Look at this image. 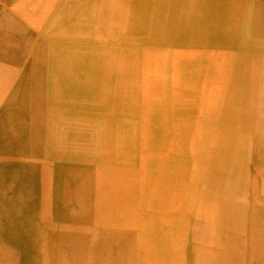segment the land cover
Wrapping results in <instances>:
<instances>
[{"label":"rangeland","instance_id":"obj_1","mask_svg":"<svg viewBox=\"0 0 264 264\" xmlns=\"http://www.w3.org/2000/svg\"><path fill=\"white\" fill-rule=\"evenodd\" d=\"M139 1L0 0V209L6 215V219L1 222L2 225L0 224V264H60V262L63 264L62 258L59 263L56 262L58 255L48 258L49 249L55 251V247H60L65 242H69L74 253L78 249L81 230L77 228V224L81 225L85 222L88 210L86 205H83L80 210L79 206L76 207L73 204L71 178L62 177L60 173L73 174L78 164L84 171L88 164L93 168L100 167L102 164L98 159L95 160L93 155L88 156L89 149L93 148L86 137L90 129L88 107L91 108V100L93 101L102 92L105 95L104 99H107L114 90L118 92L120 85L127 86L129 90L127 89L125 93L130 96L128 100L136 103L137 106L132 117L141 119L148 126L157 125V119L160 118L157 117L154 120L148 110L149 107L140 108L148 101L147 89L143 88V97L141 90L137 88L143 83L144 76L140 73V69H143L145 51L150 50L152 46L155 50L162 43L166 32H155L153 43L151 42L143 49L139 48L138 41L143 36L141 20L138 21L137 17L126 15L141 11L138 9ZM244 8L211 7L210 11L206 12L207 16L218 18L219 24L209 25L210 27L202 26L203 37L206 34L214 35L213 32L216 30L218 33L215 34L219 37L216 40H208L209 43H206L199 54L195 51L190 53L191 58L198 55V60L195 59L193 64L188 65L195 67L196 72L188 75L183 84L184 89H188L190 94L189 103L185 104L187 112L198 100L202 86L209 84L214 87V80L219 79L218 73H214L215 70L212 69L206 70L205 65L216 62L219 68L225 71L224 68H231L235 62L230 60V40L239 13ZM174 12L173 10L172 15ZM206 15L203 16L205 23ZM176 16L177 12L174 18L178 19ZM174 23L176 22L172 17L171 30ZM118 24L124 25V32H130L132 43L125 45L121 42V48L116 47V53L119 52V55L123 52L128 54L126 59L116 56L110 61L101 55L99 49L94 47L96 45L94 39L89 37L92 34H99L102 36L100 40L105 38V40L116 42L117 38L122 39L118 35V30H113L114 34L112 33V29ZM104 25L112 26L110 30L112 34L104 36ZM186 35L188 37L189 34L186 33ZM190 39L181 45H188L189 48L196 46L197 43ZM83 45L93 49V51L89 50V53L93 54L92 57L82 51ZM238 45L235 46L238 47ZM134 52L136 57L130 58L133 55L131 53ZM170 63L174 64V61L170 60ZM239 65H243V62ZM99 66L105 72L115 69V78L121 82H105L103 87V83L94 79ZM63 67L68 69L66 74L72 86H70L71 90H65L67 102H62V107L66 110L71 105L73 111L69 123H65L63 115L59 116L60 114L55 113L57 123L64 122L60 127L65 130L61 141L63 143L66 140L65 146L68 149L71 148L67 154L69 158L66 159L70 164L59 169L54 165L59 154L64 152L61 148L62 143H58L57 149L44 144V140L50 134L44 123L49 116L53 117L52 113H47L51 110V106L47 108V111H42L43 114L39 117L38 115L33 117L29 111L36 109L43 101L52 103L53 94L58 90L57 79L52 75L56 74L57 69ZM180 67L187 66L183 64ZM28 70H31V73ZM135 70L137 76L133 78L135 79L133 83L127 75ZM41 74L43 76L42 85L39 87L41 89L36 90L34 88L40 84ZM162 75L165 81H169L167 77L170 75L177 78L175 73L173 75L162 72ZM57 78L59 81L62 76ZM132 83L133 85L130 86ZM30 84L34 86L33 89L30 88ZM177 88L179 89L176 85L173 89V97ZM137 95L141 99L140 104L137 102ZM25 96H31L27 101L28 104L22 101V97ZM60 97L63 98L62 93ZM122 98L126 97L121 91L120 101ZM174 103L175 100L172 101V107ZM112 109L118 110L115 103ZM122 110L125 113L126 107ZM188 114L181 119L184 125ZM17 119L22 121L20 125ZM91 119L93 122H99V128L106 125L104 116L100 117L99 113L94 112ZM132 123L135 121L127 122V124ZM106 130L101 132L100 141L109 139L110 133L107 127ZM146 136L149 139L150 134ZM163 136L162 132V140L158 137L155 143L153 137L150 138L151 142L146 139L148 144L137 151L139 170L136 178L141 182L140 186L137 185L141 188L144 182L159 181L161 177L164 183L167 180L170 182V176H161V171L168 170L170 175L172 172L177 175V172L183 171L182 178L179 173L177 180H171L178 189L177 194H183L184 198L191 200L187 207L190 214L186 219L183 217L185 215L178 210L173 219L171 217L172 229L169 232L172 231V234L167 235L166 231L163 235L164 238L167 235V240L173 242L176 258L181 264H264V178L262 177L264 172L262 173L260 169L252 182L245 181L243 167V159H246L243 149L245 141H238V147H236L237 140L227 143L223 141L220 165L217 164V184L227 185L226 180L239 178V204L235 205L225 200V197L214 198L216 194L211 191L215 184L214 180L207 181L206 175L201 170H198V173L192 171L191 168L194 165L191 166L188 148L185 147L186 141L183 147L167 146ZM27 142L29 144L27 148L31 149V151L28 149V154L32 160L24 152L25 149L22 151L23 143ZM41 143L42 146L38 149ZM110 147H113L112 143ZM76 148L79 151L78 157L82 154L83 158L85 157L84 160H77V157L73 156ZM110 149L106 148L105 151L108 153ZM22 156L29 160L26 167L22 165ZM237 156H239L238 160ZM46 165H51L52 168L47 170ZM14 169L23 173L21 179L17 178L18 174ZM169 182L163 184L161 191L163 195L164 192L166 193L165 186H169ZM186 183L191 184V187L188 188ZM185 186L188 189V191L185 189L186 194L183 193ZM163 200L166 201V199ZM19 206H22L23 211L26 208L30 209L28 216L18 214ZM179 208L181 209V205ZM194 231L197 233L193 235ZM199 231L201 234L198 233ZM64 253L66 254V250H63L60 255ZM68 255L71 254L68 252Z\"/></svg>","mask_w":264,"mask_h":264},{"label":"bare ground","instance_id":"obj_2","mask_svg":"<svg viewBox=\"0 0 264 264\" xmlns=\"http://www.w3.org/2000/svg\"><path fill=\"white\" fill-rule=\"evenodd\" d=\"M184 1L185 4L183 5ZM211 7H231V0H140L138 9H141V11L137 14H126L129 17H137L138 21L141 20L140 27L142 28L143 36L140 40L138 39L140 49L145 48L151 42L153 43L156 33L166 32L165 36H163L162 43L155 50H153V46L151 45V49L145 51L143 69H140V73L144 76L142 79L143 83L142 86L137 88V90H141L140 93L143 97V88L147 89L146 97L148 101L145 105H141L140 108H143V106H145V108L146 106L147 108L149 107L148 110L150 111L151 117L154 118V120L157 117L160 119H157V125L153 127L146 125L141 119H134L132 114H135L134 111L137 106L136 103L128 100L130 96L125 93L128 89L127 86L120 85L118 92L114 90L107 99H104L105 95L102 92L98 94L93 101L91 100V108L88 107L90 129L86 137L89 144L93 145V148L89 149L88 156L91 157L93 155L94 159H98L99 163L102 164L97 168H93L88 164L85 166V171L83 167L78 164L73 174L60 173L62 177L71 178L73 189L71 199L73 204L76 207L79 206L80 210L83 205H86L88 211L86 213L85 222L81 223V225H79V223L77 224V228L81 230V237L78 240V249L76 252L74 253L72 251L69 242H65L60 247H55V251L49 249L48 258L58 255V257H56V262L59 263L61 260L60 258H62L63 264H113V262L115 264H181L174 254V244L172 241L167 240V235L172 234V231L169 232V230L172 229V225H170L171 217L173 219L178 210L185 214L186 200H184L183 194H177L178 189L171 180H177L179 173L182 178L184 173L183 171H179L177 175H175L174 172L170 175L168 170L167 172L161 171V176H170V182L168 180L165 182L166 184L169 182V186H165L166 193L164 192V195L161 192L164 186L163 184H165L162 177L159 181L144 182V186L138 188L137 185L140 186L141 182L136 178V173L139 170V157L137 151L145 147L148 144V140L151 142L150 138L152 139V137L154 143L158 137L162 140V132L168 144L167 146L176 145L178 147L180 145L183 147L186 128L181 119L188 114L185 110V104L189 103L188 99L190 97L189 90H185L183 84L188 75L190 76L192 73L196 72L195 67L192 68V66L188 65L193 64L195 59L198 60V55L192 58L189 56L193 51L199 54L200 51L205 48L204 46L206 43H209L208 40H216L217 37H219V35L215 34L218 33L217 30L213 32L214 35L206 34V36L203 37L202 26L208 27L209 25L216 26L217 23L219 24L218 18L206 15V12H209ZM173 10L175 11L174 15H172ZM176 12V17L178 19L174 18ZM107 14L111 16L109 12H107ZM204 15H206V23L203 21ZM172 17L176 23L172 24L171 30ZM232 17L233 16H231V20H233ZM121 27L122 29H120ZM103 28L104 36H108L112 33L114 34L113 30H118V35L122 39L117 38L116 42L113 40H105V38H101L100 40L99 38L101 35L92 34L89 39H94L96 44L94 47L99 49L101 55H104V57H107L110 61L116 56L117 58L122 57L126 59L128 54L123 52L119 55L120 53L118 51V53H116V47L120 49L121 42L125 45L132 43L130 32H124V25L120 24L112 29V33L110 32L112 26L104 25ZM194 29L196 30L194 31ZM186 33L190 36L188 35L187 37ZM189 39L196 42V46L189 48L188 45H181V43L184 44V42L189 41ZM83 46L82 51L85 53L87 52L88 54L86 55L92 57L93 54L92 52L89 53V50L93 51V49H89L86 45ZM131 54L133 55L130 56V58L136 57V52ZM140 54L143 56V52ZM170 60L174 61V64L170 63ZM183 64L187 67H180ZM33 67L35 66L33 65ZM250 67L245 77V82L248 86L261 76L256 62H252V66ZM205 68H207L206 70H215L214 73H218L219 75L220 68L216 62L205 65ZM201 69H203V67ZM67 70L68 69L65 67L59 68L56 70V74L52 75L57 79L56 88L58 89L53 94L52 103L43 101L41 105L38 104L36 109L29 111V114L33 117L36 115L39 117L43 114L42 111H47V108L51 106V110L47 111V113H52L53 117L49 116L44 123L47 125L50 134L44 140V144L55 147L56 149L58 143H62L61 139H63L65 130L60 129L64 122H62V124L57 123L55 113L60 114L59 116L63 115L65 123H69L72 119V106L69 105L66 110L64 109L65 107H62V102H67L66 96L64 95L65 90L70 89V86H72L67 76L68 74H66V72H68ZM115 71V69H110V71L105 72L102 71L99 66L94 79L99 80V83H103V87H105V82H121V80L115 78ZM162 72L173 75L175 73L177 78L170 75L167 77L169 81H165ZM197 72H199V70ZM221 73H223V75H219V79L216 78L214 80V85L226 78L224 76L225 71ZM102 75L103 77H101ZM27 76H29V74H27ZM61 76L62 78L58 81L57 77L60 78ZM128 76H130V78H128ZM135 76H137L136 70L129 73L127 78L130 79V82L133 81V83H135V79L133 80ZM42 77L41 74L40 84L34 89H41L39 87L42 85ZM128 79L126 80L128 81ZM199 81L201 84L203 83L202 79ZM25 83L27 84V82ZM133 83L130 86H132ZM30 85V88L33 89L32 87L34 86L32 84ZM176 85L179 89H176L177 92L175 97H173V89ZM134 87H132V89ZM121 91L126 97L125 99L122 98L125 103H123L122 100L120 101ZM61 93L63 98L60 97ZM251 94L252 91L250 90V95ZM138 96L139 95L136 96L137 102L140 104L141 99L138 98ZM30 98L31 96L22 97V101L28 104L29 102L27 101H29ZM173 100H175V103L172 107ZM114 103L115 106L118 107L117 111L112 109ZM123 107H126L125 113H123ZM155 108H157L156 111ZM63 110L65 111L63 112ZM94 112L99 113L100 117L104 116L106 122L105 126L99 128V122L92 121L91 117ZM165 117L166 119H164ZM20 118L23 120L22 117ZM133 121H135V123L127 124V122ZM21 122V120L17 119L18 125H20ZM106 127L110 133L109 139L100 141L99 137L101 132L105 131ZM146 134H150L149 139ZM146 139L148 140L146 141ZM64 142L61 144V148L64 152L59 154L60 156H58L57 162L54 165L55 168L59 167V169H62L70 164L66 159L69 158L67 154L71 148L68 149ZM111 143L113 145L112 148L110 147ZM37 144H39V142ZM260 145H264L263 140L260 141ZM28 146V142L23 143L22 151L25 149L24 152L27 154L28 158L32 160L28 154V149L31 151L30 148H27ZM40 146H42V143L37 148L39 149ZM167 146L165 144V148ZM35 148L36 145L34 146V149ZM106 148H111L108 153L105 151ZM165 148H163V150ZM73 152V156H76L77 160H84L85 157L83 158L82 154L78 157V148ZM28 163L29 160L25 156H22V165L26 167ZM51 168V165H46L47 170ZM177 169H179L178 166ZM14 171L18 174L17 178L21 179L23 177V173L18 172L16 169H14ZM163 199H166V201ZM180 205L181 209L179 208ZM29 213V208L23 211L22 206L18 207V214L20 216L25 217L28 216ZM5 217L6 215L0 209L1 225V222L6 219ZM164 232L167 234L165 235L166 238L163 236ZM43 237L45 236L43 235ZM63 250H66V254L60 255ZM68 252L71 254L70 256ZM60 264H62V262H60Z\"/></svg>","mask_w":264,"mask_h":264},{"label":"crops","instance_id":"obj_3","mask_svg":"<svg viewBox=\"0 0 264 264\" xmlns=\"http://www.w3.org/2000/svg\"><path fill=\"white\" fill-rule=\"evenodd\" d=\"M231 7H245L239 13L230 40V60L235 62L231 68H224V80L214 87L204 84L199 90V98L189 109L184 122V140L191 166H195L192 171L198 173L201 170L207 181L214 180L211 188L216 194L214 198L225 197L238 205L239 178L226 180L227 185L217 184V164L220 165L223 141L237 140L238 147V141L244 140L245 181L252 182L260 169L264 172V145H260V141H264V0H231ZM240 62L243 65L240 66ZM252 62H256L261 76L248 86L245 77ZM221 72L220 68L219 75H223ZM186 186L190 188L191 184L186 183ZM186 186L184 194L187 193ZM184 199V215L188 216L183 217L188 219L187 207L191 200Z\"/></svg>","mask_w":264,"mask_h":264}]
</instances>
